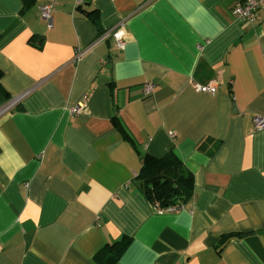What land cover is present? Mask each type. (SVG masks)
<instances>
[{"label": "crops", "instance_id": "1", "mask_svg": "<svg viewBox=\"0 0 264 264\" xmlns=\"http://www.w3.org/2000/svg\"><path fill=\"white\" fill-rule=\"evenodd\" d=\"M238 1L0 0V264H264V11ZM170 151L193 191L158 214L136 177Z\"/></svg>", "mask_w": 264, "mask_h": 264}, {"label": "trees", "instance_id": "2", "mask_svg": "<svg viewBox=\"0 0 264 264\" xmlns=\"http://www.w3.org/2000/svg\"><path fill=\"white\" fill-rule=\"evenodd\" d=\"M85 16L94 23L97 21L96 11L86 12ZM136 178L139 181V190L152 208L177 210L192 195L193 176L172 151L161 158L145 156ZM228 238V235L223 237L220 245ZM126 244L127 241L122 240L107 245L95 256L96 264H115Z\"/></svg>", "mask_w": 264, "mask_h": 264}, {"label": "built area", "instance_id": "3", "mask_svg": "<svg viewBox=\"0 0 264 264\" xmlns=\"http://www.w3.org/2000/svg\"><path fill=\"white\" fill-rule=\"evenodd\" d=\"M54 9L53 3H47L39 7V16L42 20H44L48 27L51 26V12ZM260 11H264V0H239L235 6L232 9V14L237 18L238 20L244 22V23H253L257 15ZM122 26H119L118 28H114L112 31V34L116 41V46L119 49H122L124 46V40L122 37ZM216 84L214 82L205 84V85H199L194 84V90L197 93H205L213 95L216 92ZM153 91V87L150 84H147L144 86V92L149 95ZM13 104V103H12ZM11 104V105H12ZM10 104L6 105L2 111L7 110ZM82 111V106H78L77 108H74L72 110V113L78 114ZM253 127L255 130L261 129L264 127V117H255L253 119ZM153 210L156 213H166V212H173L175 211L174 208H165V209H159V208H153Z\"/></svg>", "mask_w": 264, "mask_h": 264}]
</instances>
